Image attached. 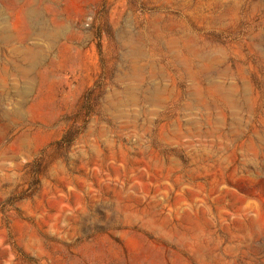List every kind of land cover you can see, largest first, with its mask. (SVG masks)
Here are the masks:
<instances>
[{
  "label": "rangeland",
  "instance_id": "1",
  "mask_svg": "<svg viewBox=\"0 0 264 264\" xmlns=\"http://www.w3.org/2000/svg\"><path fill=\"white\" fill-rule=\"evenodd\" d=\"M0 264H264V0H0Z\"/></svg>",
  "mask_w": 264,
  "mask_h": 264
},
{
  "label": "trees",
  "instance_id": "2",
  "mask_svg": "<svg viewBox=\"0 0 264 264\" xmlns=\"http://www.w3.org/2000/svg\"><path fill=\"white\" fill-rule=\"evenodd\" d=\"M76 134L77 132L75 131L68 132L59 142H57V145L58 146H62V145L69 146L73 142V139Z\"/></svg>",
  "mask_w": 264,
  "mask_h": 264
}]
</instances>
